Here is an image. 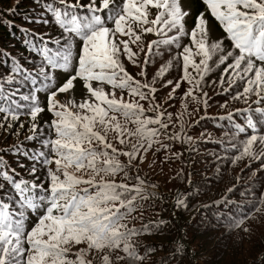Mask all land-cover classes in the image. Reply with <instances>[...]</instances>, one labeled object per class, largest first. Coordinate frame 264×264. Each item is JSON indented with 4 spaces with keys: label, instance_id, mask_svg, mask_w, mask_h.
<instances>
[{
    "label": "snow or ice",
    "instance_id": "obj_1",
    "mask_svg": "<svg viewBox=\"0 0 264 264\" xmlns=\"http://www.w3.org/2000/svg\"><path fill=\"white\" fill-rule=\"evenodd\" d=\"M33 4V11L24 16L28 27L12 25L23 34L22 54L0 47V130L18 138L0 148V206L34 215L27 232L35 231L18 256L5 253L0 241V256H7L3 264H91L89 256L102 253V241L117 234L119 222L137 210L147 187H158L142 170L145 149L151 151L165 114L145 119L140 101L149 103V94L156 98L157 81L182 91L184 81L194 85V93L213 67L221 69L214 83L226 95L237 83L255 90L252 81L258 68L264 80V0H201L203 11H193L184 0H33ZM18 6L5 9V14L15 15ZM210 19L222 26L219 35ZM188 20L192 23L186 28ZM153 33L171 35L145 45L143 36ZM185 37L191 47L181 45ZM161 43L182 48L176 58L178 64L182 58L179 83L158 79L171 59L159 69L149 67L157 55L152 49ZM129 63L134 74L126 68ZM190 67L195 77L189 75ZM75 85L87 98L62 103L59 94L69 95ZM106 86L112 91L105 92ZM116 90L133 99L118 98ZM39 93H44L43 105ZM44 111L52 117L47 135L37 123ZM118 115L124 117L123 123ZM22 117L30 118V134L24 140L33 142L31 149L19 140L18 129L25 127ZM170 137L176 139L174 134ZM37 166L42 169L39 174ZM85 168L91 169L87 179L77 175ZM24 171L28 179L22 178ZM117 174L134 183L104 179ZM4 226L0 222V228ZM80 245L85 247L73 253ZM101 258L110 264V258Z\"/></svg>",
    "mask_w": 264,
    "mask_h": 264
},
{
    "label": "trees",
    "instance_id": "obj_2",
    "mask_svg": "<svg viewBox=\"0 0 264 264\" xmlns=\"http://www.w3.org/2000/svg\"><path fill=\"white\" fill-rule=\"evenodd\" d=\"M188 1L193 11L204 10L201 0ZM17 4L15 15L5 14V9ZM33 9V0H0V47L22 54L23 34L14 31L12 25L28 27L24 16ZM191 23L188 20L185 27L189 28ZM209 23L216 34L222 32L218 22L210 19ZM167 35L171 33L164 37L153 33L143 36V41L147 45ZM180 43L191 47L187 37ZM152 51L157 55L149 63L150 68L159 69L168 59L172 60L164 76L158 79L166 77L179 83L183 79L182 58L179 64L176 58L182 48L161 43ZM194 59L198 63L199 57ZM126 68L135 73L130 63ZM188 71L189 75L196 76L191 67ZM220 71L213 67L194 93L191 91L194 85L184 81H181L183 91L172 90V86L165 87L157 81L156 98L149 94V103L140 101L145 119L154 117V113L157 119L165 114L163 127L150 145L151 151L145 149L146 167L142 170L158 187H147L146 193L137 200V210L117 225V234L102 241V253L95 251L89 256L91 264H109L102 255L110 258V264H264V80L258 68L252 81L256 84L255 90L248 83H237L226 95L214 83ZM104 90L112 91L110 86ZM115 94L125 101L133 99L119 90ZM38 98L43 105L44 93H39ZM59 98L62 103L66 99L80 103L87 94L82 97L80 86L75 85L69 95L59 94ZM51 118L47 111L38 114L37 123L45 135ZM29 119L21 118L25 127L18 131L19 140L31 149L33 142L24 140L30 134ZM117 119L124 122L122 115ZM128 126L133 127L131 123ZM170 134L176 136L174 141ZM17 139L16 135L9 136L0 130V148ZM36 148L40 150L39 144ZM37 169L38 174L42 172L39 166ZM135 171L136 166L132 169ZM90 172L91 169L85 168L77 175L87 179ZM21 176L29 178L26 171ZM40 179L47 184L44 175ZM104 179L130 186L134 183L131 179L124 180L122 174ZM34 218L23 208L17 212L7 204L0 206V222L5 225L0 228V241L5 253L18 256L26 248L28 238L35 231L27 232ZM80 247L85 246H76L73 253ZM5 259L7 256H0V264Z\"/></svg>",
    "mask_w": 264,
    "mask_h": 264
},
{
    "label": "rangeland",
    "instance_id": "obj_3",
    "mask_svg": "<svg viewBox=\"0 0 264 264\" xmlns=\"http://www.w3.org/2000/svg\"><path fill=\"white\" fill-rule=\"evenodd\" d=\"M184 2L190 4V2H189L188 0H184ZM217 35H218V34H217ZM74 249H75V247H74Z\"/></svg>",
    "mask_w": 264,
    "mask_h": 264
}]
</instances>
